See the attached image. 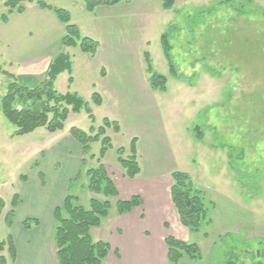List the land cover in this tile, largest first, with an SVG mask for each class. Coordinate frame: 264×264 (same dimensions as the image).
Returning <instances> with one entry per match:
<instances>
[{"label": "rangeland", "instance_id": "1", "mask_svg": "<svg viewBox=\"0 0 264 264\" xmlns=\"http://www.w3.org/2000/svg\"><path fill=\"white\" fill-rule=\"evenodd\" d=\"M39 1L68 11L82 36L101 39V54L91 60L96 54L62 47L63 25L50 55L54 59L68 55L72 63L71 71L57 78L55 90L83 98L94 119L84 109L70 114L62 132L39 128L14 136L16 128L0 110V240L10 236L15 243L20 234L44 237L52 264H59L55 224L44 221L41 228L23 227L26 220H34L23 218L29 207L27 201L21 202L23 193L32 192L36 184L35 192L40 191L46 207L48 195L55 192L54 182L63 177L66 186L64 182L73 177L67 194L77 196L81 205L88 207L92 197L106 200L87 189L88 169L100 165L101 142L91 144V152L83 156L69 131L75 127L90 133L94 127L95 135L109 119L121 131L107 129L112 148L102 164L119 197L110 199L109 216L91 230L94 242L110 245L103 264H159L158 253L167 254L168 236L199 246L202 259L186 258L183 264H264V0H176L171 11L162 8V0H128L92 16L82 1L34 0L24 4L23 13L13 12L14 18L24 14L30 27L41 30L25 49H44L54 42L50 31L56 15L40 9ZM7 12L1 4L0 19ZM6 23L0 22V31ZM165 33L176 75L164 54ZM120 46L130 50L122 53ZM6 48L0 34V67L13 74L2 61ZM145 52L154 72L167 78L165 92L152 89ZM45 72L28 86L42 83ZM14 73L26 83V75ZM8 83L0 74V103ZM94 93L101 95V106L94 105ZM134 139L141 172L131 180L118 162L117 150L125 149L126 158ZM174 172L188 173L194 186L206 193L212 224L200 234L179 221L170 195ZM133 196H140L143 205L119 215L116 202ZM14 200L17 206L22 203L19 208H14ZM3 255L7 264H17L8 248Z\"/></svg>", "mask_w": 264, "mask_h": 264}, {"label": "trees", "instance_id": "2", "mask_svg": "<svg viewBox=\"0 0 264 264\" xmlns=\"http://www.w3.org/2000/svg\"><path fill=\"white\" fill-rule=\"evenodd\" d=\"M85 4L88 13H94L99 7H112L128 0H78ZM25 3H34V0H0L8 9L7 15L1 17L0 22L6 23L8 17L13 12L23 13ZM42 10L53 11L59 22L65 27V36L61 40L62 47L80 48V50L89 56H94L99 49V42L84 37L79 27L72 24L68 11L64 9L53 8L44 1L37 2ZM176 0H162V8L165 11H171L175 8ZM168 34L161 37L164 54L170 63L173 75H176L172 63L171 45L167 38ZM146 70L150 74V85L153 90L165 92L168 80L164 75L154 72L151 63V57L148 52L144 54ZM72 69V63L68 55H59L50 64L46 78L39 85L30 87L20 78L11 73L1 70L0 74L8 77L9 83L6 87V94L1 100L0 110L3 117L12 126L16 128L14 136H24L33 133L39 128H46L50 133L62 132L71 113L80 114L86 109L93 118L89 103L75 93L68 92L61 94L54 88L57 78ZM73 83V79H69ZM93 103L96 106L103 104L100 94H93ZM113 128L115 133H120L119 124L105 119L104 126L98 129L93 135L94 127L90 133H86L78 128H71L69 133L71 137L82 147L83 156L91 152V144L101 142L99 154V167L90 168L87 171L88 185L87 189L95 195H102L106 200H100L92 197L89 206L80 204L77 196L68 194L63 205L57 207L54 211L55 231L53 234V244L56 250V258L59 264H103L110 251V245L104 241L94 242L91 236V230L101 226L102 220L109 216L112 202L110 199L119 197L118 189L113 180L106 172L102 164L106 153L112 148V139L107 136V129ZM137 141L131 142L129 156L124 158L125 149L117 150L118 162L124 170L128 179H135L141 172L137 149ZM93 156V155H92ZM80 176V175H79ZM41 178L43 176L41 175ZM173 186L170 191L172 203L177 211L181 225L187 228L193 234H200L205 227L210 226L211 214L209 203L206 200V193L202 189L194 186V183L188 173L174 172L171 175ZM75 178L74 180H76ZM17 200L13 201L17 206ZM143 205L140 196H133L129 200H119L116 207L119 215H125ZM0 206L2 200L0 199ZM14 215V212H11ZM39 225L38 220L28 219L23 223V227L31 229V225ZM167 246V264H183L184 259L198 261L202 259L199 246L195 243H188L168 236L165 240ZM14 243L9 236L8 240H0V264H7L3 253L6 248L11 252L13 259L16 260V251Z\"/></svg>", "mask_w": 264, "mask_h": 264}, {"label": "crops", "instance_id": "3", "mask_svg": "<svg viewBox=\"0 0 264 264\" xmlns=\"http://www.w3.org/2000/svg\"><path fill=\"white\" fill-rule=\"evenodd\" d=\"M121 4V3H120ZM119 4L112 6L115 8ZM110 10L111 8L109 7H99L95 10L94 13H88L90 16L92 15H97L100 12L106 13L108 9ZM37 12H35V16H38ZM17 15L12 14L10 16V20L8 23L3 24L4 29L0 31L2 41H4L6 45V50H5V58L2 59L3 62H5V66H9L12 71H17L19 74H24L26 75V84L30 85L32 82H34L35 78H37L41 73L45 72L47 73L50 64L53 62L54 57H51V51L53 47H57L59 39H57L58 33L63 34V31L65 28H63V25L57 21V17L54 19L53 18V23L51 24V31L50 34H54V42L52 44L48 43L44 49L43 48H33V49H25V45H30V43H34L36 41L35 37L39 34H41V30L38 31L36 30L35 26L30 27L25 20L24 14L22 16H18L17 18H14ZM23 18V19H21ZM34 19V23H35ZM77 25V24H76ZM62 26V27H61ZM78 26V25H77ZM54 28V31L52 29ZM80 29V28H79ZM90 35V34H89ZM90 37V36H88ZM51 39V38H50ZM93 39V38H92ZM52 41V40H51ZM99 42L100 46L99 49L94 57H90L91 60H95L98 58L101 54L103 45L101 42V39H97ZM148 42L146 41L144 44V47H146ZM118 50V49H117ZM116 50V51H117ZM130 50L127 48V46L119 47V51L124 53ZM47 55L48 60H44L43 56ZM87 55V54H85ZM89 56V55H88ZM46 57V58H47ZM53 58V59H52ZM4 64V63H3ZM106 70L105 68H103ZM13 74L17 77H20L18 74L14 73ZM107 71L104 72V75L107 76ZM32 86V85H30ZM75 144V143H74ZM77 146V145H74ZM77 148V147H75ZM82 151V147H81ZM83 154V152H82ZM53 175H51V178ZM73 177L69 179V181L65 184H63V177L58 178L54 183V189L55 192L50 193L48 195L47 201L44 203L47 204L46 207L45 205H42V196L39 191V193H36V188L37 185L35 184L32 187L33 191L31 190L27 191V193H23V201L22 203H25L27 201L28 204V209H24L25 213L23 218H32L35 220L39 221V227L41 228L43 222H52V224H55L54 221V211L55 209L60 206L61 204L63 205L64 200L66 199L67 194V189L70 180ZM51 180V179H50ZM53 181V180H51ZM28 183V182H27ZM66 190V191H65ZM65 191V193L62 192ZM142 196V194H140ZM143 197V196H142ZM21 203V204H22ZM18 203L17 208L20 207L21 205ZM60 204V205H59ZM23 210V211H24ZM22 227V224L19 228ZM23 228V227H22ZM38 228V227H37ZM24 236V238H22ZM26 236V237H25ZM44 237H30V235H22L20 234V238L15 239V248H16V262L17 264H52V259L49 256L47 252V247L44 244L45 243ZM165 250H163L161 253H158L160 255L161 262L159 264H167V254H164ZM166 255V256H164ZM164 257L166 259H164ZM166 261V263H165Z\"/></svg>", "mask_w": 264, "mask_h": 264}]
</instances>
